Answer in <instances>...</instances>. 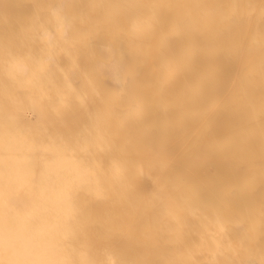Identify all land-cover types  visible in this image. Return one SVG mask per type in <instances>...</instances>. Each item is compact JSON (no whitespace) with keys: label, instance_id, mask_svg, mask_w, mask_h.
Wrapping results in <instances>:
<instances>
[{"label":"bare ground","instance_id":"6f19581e","mask_svg":"<svg viewBox=\"0 0 264 264\" xmlns=\"http://www.w3.org/2000/svg\"><path fill=\"white\" fill-rule=\"evenodd\" d=\"M0 264H264V0H0Z\"/></svg>","mask_w":264,"mask_h":264}]
</instances>
